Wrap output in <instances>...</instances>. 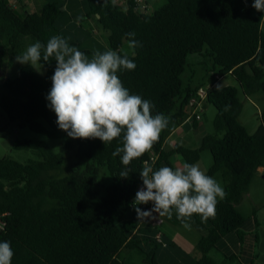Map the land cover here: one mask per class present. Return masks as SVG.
Listing matches in <instances>:
<instances>
[{
  "label": "trees",
  "instance_id": "obj_1",
  "mask_svg": "<svg viewBox=\"0 0 264 264\" xmlns=\"http://www.w3.org/2000/svg\"><path fill=\"white\" fill-rule=\"evenodd\" d=\"M12 1L10 5L0 0V69L3 64L11 67L16 55L36 41L46 47L53 36L76 47L75 35L63 30L60 0L48 1L33 13H17L13 7L20 0ZM81 1L84 12L76 23L91 20L103 42L99 48L79 50L89 60L96 51L127 54L136 68L118 72L119 79L130 94L154 105L153 115H165L168 126L149 152L125 166L123 153L113 155L117 147H123V134L104 144L98 138L73 139L59 129L46 99L55 60L41 61L43 75L30 65L20 66L14 79L0 84V111L33 134L61 140L62 151L53 153L37 140H19L12 149L30 151L35 159L20 163L0 158V219L4 223L0 242H10L12 264H133L128 261L132 253L143 264H218L208 254L219 252V241L229 234L240 240L238 229L244 219L236 206L257 168L263 166L264 104L258 126L248 134L238 122L237 89L230 84L220 89L213 86L217 78L230 79L245 97L259 93L264 101V12L252 7L254 0H162L163 5L154 9L152 0H144L145 12L133 0ZM128 32L136 33L141 47L129 48ZM188 55L208 58L204 83L182 80ZM200 90L204 92L202 107L207 103L215 111L213 132L203 135L195 148L178 143L165 147L176 127L187 121L189 126L197 125L194 116L185 119L189 100L197 98ZM204 150L211 160L205 174L219 177L227 195L218 200L215 218L202 222L199 215L191 217L190 228L199 234L195 257L161 230L163 223L183 226L175 212L171 218L153 213L161 220L154 226L150 219H137L132 202L143 186V161L154 170L175 169V156L182 166L194 164ZM150 154L156 156L153 163ZM127 169L129 176L120 177ZM142 206L148 210V204ZM223 257L227 262L236 260L232 254Z\"/></svg>",
  "mask_w": 264,
  "mask_h": 264
},
{
  "label": "clouds",
  "instance_id": "obj_2",
  "mask_svg": "<svg viewBox=\"0 0 264 264\" xmlns=\"http://www.w3.org/2000/svg\"><path fill=\"white\" fill-rule=\"evenodd\" d=\"M252 7L264 12V0H254ZM125 35L129 37V48L142 46L135 39V32ZM15 59L31 67L41 61L55 60L52 87L46 99L57 117L59 129L70 138H98L104 144L123 134V147H117L113 155L123 153L121 162L125 166L149 152L168 126L165 115H153L154 105L139 95L130 94L119 79L118 72L136 68L127 54L96 51L89 60L77 47L70 46L67 39L53 36L46 47L36 41ZM130 171H122L120 177L127 178ZM140 177L143 186L132 202L138 220L155 219L153 213L171 218L175 212L183 226L190 229L193 215H199L202 222L215 218L218 200H224L227 195L220 184L196 164L154 170L145 160ZM149 202L153 207L141 210L139 205ZM13 256L10 242H0V264H12Z\"/></svg>",
  "mask_w": 264,
  "mask_h": 264
},
{
  "label": "rangeland",
  "instance_id": "obj_3",
  "mask_svg": "<svg viewBox=\"0 0 264 264\" xmlns=\"http://www.w3.org/2000/svg\"><path fill=\"white\" fill-rule=\"evenodd\" d=\"M152 1L153 9L163 5L162 0ZM83 49L86 48L83 47ZM186 63L188 64V68L185 70L182 80L190 81L192 84L198 82L204 83L206 76L205 70L210 64L208 58L188 55L186 57ZM20 66H22V64L16 62V60L12 62V66L7 68V70L5 69V66L2 65L0 69L2 72L0 84L3 80L14 79ZM33 69L39 75L44 74V69L39 64L33 66ZM229 84L235 87L238 91L237 97L241 105L238 121L245 131L248 134H251L259 124V111L264 104L262 96L257 93L249 98L245 97L239 91L236 83L229 79ZM203 106L204 109L200 115V119L196 122L197 125L193 126L194 129L190 130V133H188L190 141L193 138L189 148H195L197 142L203 135L211 134L213 132L212 120L215 111L213 107L207 103ZM19 140H37L44 143L53 153H59L62 151L61 140L48 139L33 134L25 126H21L17 122L8 121L0 111V158L6 157L20 163L25 162L28 159H35L30 151L12 149V144ZM210 163L211 160L209 153L206 150L202 151L196 165L205 172ZM262 164L264 168V158ZM214 179L222 187L219 177L216 176ZM236 209L244 219V223L238 229V232L241 234L240 240L237 239L235 234H229L224 237L225 239L222 242L219 241L220 243L217 245L219 252L210 251L208 256L217 261L218 264L220 262H224V264H234L236 261H238L239 264H261V260L264 259V169L261 173L254 174L247 188L246 194L242 197L241 201L236 206ZM161 230L175 244L181 247L185 253H188L190 256L198 255L194 250V246L199 238V234L196 230L167 223L161 225ZM231 238H233V242ZM122 254L125 255L124 251H122ZM230 254L235 256L236 260H229L227 262L223 255L230 256ZM130 255L131 257L128 256V261L133 264H143L139 256L135 253Z\"/></svg>",
  "mask_w": 264,
  "mask_h": 264
},
{
  "label": "crops",
  "instance_id": "obj_4",
  "mask_svg": "<svg viewBox=\"0 0 264 264\" xmlns=\"http://www.w3.org/2000/svg\"><path fill=\"white\" fill-rule=\"evenodd\" d=\"M48 1H54V0H20V2L17 3L15 1L13 8L17 13H22V12L33 13L36 10H39L41 6H43ZM60 1L63 6L62 10L64 15L62 16V20H61V23L63 24L62 26L63 30L72 32L75 35L76 47L78 49H83L84 47L88 50H92L94 45L96 46V48L97 46L98 48L102 46L103 40L101 39L100 33L98 32L97 28L94 26L91 20L80 19L81 21L80 22L78 21L77 23L75 21V19L79 17V15H81L82 12H84L82 1L81 0H60ZM68 16L70 19L68 18ZM79 25L81 26V28L79 27ZM86 29L91 30V33L88 34ZM98 43L100 44L98 45ZM3 65L5 66L6 70L7 68L10 67L6 64ZM225 81L227 84H229V79ZM203 109L204 106L202 107V111ZM190 122L191 121H187L183 125L176 127L175 130L172 132V134L168 137L165 147H170V145L174 143L190 146L193 141V138L191 137L192 140L190 141V137L188 133H190V130L194 129L193 126H189ZM172 160H173L174 168L182 167L180 158L178 156H175ZM263 169H264L263 166L257 168L256 174L261 173ZM231 239L233 242V238ZM261 264H264V259L261 260Z\"/></svg>",
  "mask_w": 264,
  "mask_h": 264
},
{
  "label": "built area",
  "instance_id": "obj_5",
  "mask_svg": "<svg viewBox=\"0 0 264 264\" xmlns=\"http://www.w3.org/2000/svg\"><path fill=\"white\" fill-rule=\"evenodd\" d=\"M7 2L11 5L13 4L12 0H7ZM133 2L137 5V8L142 11L145 12L146 6L144 4V0H133ZM217 80L219 81L220 79L217 78ZM204 98V92L203 91H199L198 92V97L197 98H191L188 102V107L190 108V113H189V117H187L185 119V121L189 120L191 118V116H194V118L196 120L200 119V115H201V111H202V100ZM150 162L153 163L154 160L156 159V156H154L153 154H150L149 156ZM153 207V204L151 202L148 203V210H150ZM151 221V225L154 226H158L161 223V220L159 218H155V219H150ZM4 226L3 221L0 219V230H2ZM155 240L156 242L159 241V235L156 234L155 235Z\"/></svg>",
  "mask_w": 264,
  "mask_h": 264
},
{
  "label": "water",
  "instance_id": "obj_6",
  "mask_svg": "<svg viewBox=\"0 0 264 264\" xmlns=\"http://www.w3.org/2000/svg\"><path fill=\"white\" fill-rule=\"evenodd\" d=\"M2 76V72L0 71V77ZM227 85L226 81L224 79H220L213 87L214 89H220L222 87H225ZM144 209V206L141 207V210Z\"/></svg>",
  "mask_w": 264,
  "mask_h": 264
}]
</instances>
